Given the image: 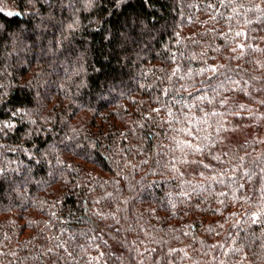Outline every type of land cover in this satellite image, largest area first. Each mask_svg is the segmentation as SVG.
<instances>
[{"label": "trees", "instance_id": "trees-1", "mask_svg": "<svg viewBox=\"0 0 264 264\" xmlns=\"http://www.w3.org/2000/svg\"><path fill=\"white\" fill-rule=\"evenodd\" d=\"M0 8V264H264V0Z\"/></svg>", "mask_w": 264, "mask_h": 264}, {"label": "rangeland", "instance_id": "rangeland-1", "mask_svg": "<svg viewBox=\"0 0 264 264\" xmlns=\"http://www.w3.org/2000/svg\"><path fill=\"white\" fill-rule=\"evenodd\" d=\"M246 130H250V129L248 127L246 129H243L241 127L233 125L229 133L225 136V140H223V143L228 145L226 147H229L230 145L234 144L238 138L243 136Z\"/></svg>", "mask_w": 264, "mask_h": 264}, {"label": "snow or ice", "instance_id": "snow-or-ice-1", "mask_svg": "<svg viewBox=\"0 0 264 264\" xmlns=\"http://www.w3.org/2000/svg\"><path fill=\"white\" fill-rule=\"evenodd\" d=\"M3 11H4L3 8H0V13H3ZM7 15L8 16H13V15H19V13L8 12ZM189 146L191 147V145H189ZM195 150L196 151H201V149H199V148H196Z\"/></svg>", "mask_w": 264, "mask_h": 264}]
</instances>
